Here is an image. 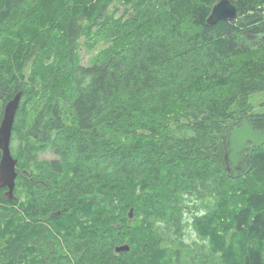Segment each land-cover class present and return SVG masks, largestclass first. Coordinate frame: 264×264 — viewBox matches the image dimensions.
Returning <instances> with one entry per match:
<instances>
[{"label": "trees", "instance_id": "1", "mask_svg": "<svg viewBox=\"0 0 264 264\" xmlns=\"http://www.w3.org/2000/svg\"><path fill=\"white\" fill-rule=\"evenodd\" d=\"M220 1L55 0L45 23L43 0H0V124L23 93L0 264H264V147L240 179L223 147L245 116L264 131V0L211 26Z\"/></svg>", "mask_w": 264, "mask_h": 264}, {"label": "water", "instance_id": "2", "mask_svg": "<svg viewBox=\"0 0 264 264\" xmlns=\"http://www.w3.org/2000/svg\"><path fill=\"white\" fill-rule=\"evenodd\" d=\"M238 9L230 0H221L216 3L208 19L211 26L219 22L236 21ZM23 93L19 92L5 106L3 118L0 124V188L6 189V197L14 199V190L18 178V159L12 154V136L17 112L20 107ZM225 150V165L232 179H240L248 175L252 169V156L254 152L261 151L264 147V131L255 129L248 117H243L241 122H236L230 128L228 134L223 137ZM130 220L134 217V210L129 214ZM116 253H129L130 246L123 244L117 246Z\"/></svg>", "mask_w": 264, "mask_h": 264}, {"label": "rangeland", "instance_id": "3", "mask_svg": "<svg viewBox=\"0 0 264 264\" xmlns=\"http://www.w3.org/2000/svg\"><path fill=\"white\" fill-rule=\"evenodd\" d=\"M55 0H43V3L40 5V14L39 16L42 17L43 21H45V23L49 20L50 16L47 15V12L52 10V7L54 5ZM20 12L16 13V16L19 15ZM45 26V25H42ZM39 46H35V53H37L39 51ZM259 53H264V47L262 46H255L254 47V52L253 55H257ZM82 54H83V62L84 64H87L89 59H90V55L88 53L85 52V50H82ZM34 59V57H33ZM33 59H31L27 65V69H26V73L29 74L30 73V68L32 66L33 63ZM252 109H254L255 112H260L263 113L264 112V92L261 93H256L254 95H251L248 99ZM136 105H141L140 101L135 100L134 101ZM1 103H0V114H1ZM57 156L52 153L49 152L47 154H43L40 156V158L42 160H52L55 159ZM189 221V222H188ZM192 221V218H188L187 220H185V225L183 226L182 231L185 233L184 236V244L188 245L190 247H196V249L200 248L202 241L199 239L198 234L194 228V226H192L190 224V222ZM135 226V225H134ZM131 229L130 232H128V234L124 235L122 238L124 239V237H130L131 234ZM1 246V245H0Z\"/></svg>", "mask_w": 264, "mask_h": 264}]
</instances>
